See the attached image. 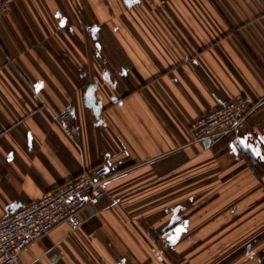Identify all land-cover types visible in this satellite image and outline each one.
I'll use <instances>...</instances> for the list:
<instances>
[{
	"label": "crops",
	"instance_id": "crops-1",
	"mask_svg": "<svg viewBox=\"0 0 264 264\" xmlns=\"http://www.w3.org/2000/svg\"><path fill=\"white\" fill-rule=\"evenodd\" d=\"M237 96L259 104L243 131L190 141ZM100 164L106 195L21 264H264L231 259L264 234V0L12 1L0 217Z\"/></svg>",
	"mask_w": 264,
	"mask_h": 264
},
{
	"label": "built area",
	"instance_id": "built-area-1",
	"mask_svg": "<svg viewBox=\"0 0 264 264\" xmlns=\"http://www.w3.org/2000/svg\"><path fill=\"white\" fill-rule=\"evenodd\" d=\"M12 1L0 0V19L7 15ZM258 105L243 96L221 101L190 122V141L211 142L238 134ZM109 178L108 166L100 164L29 203L9 206L0 217V264H21L23 250L60 224L77 227L82 211L106 195Z\"/></svg>",
	"mask_w": 264,
	"mask_h": 264
},
{
	"label": "rangeland",
	"instance_id": "rangeland-1",
	"mask_svg": "<svg viewBox=\"0 0 264 264\" xmlns=\"http://www.w3.org/2000/svg\"><path fill=\"white\" fill-rule=\"evenodd\" d=\"M262 224H263L262 226L264 227V222ZM236 246H237V249L235 250L231 258L233 261L240 260V259L242 260L245 257V252L248 251L251 247L254 248V250H259L261 247H263L264 246V234L257 236L255 243H253L252 245H248L247 247L240 246V243L236 240Z\"/></svg>",
	"mask_w": 264,
	"mask_h": 264
},
{
	"label": "water",
	"instance_id": "water-1",
	"mask_svg": "<svg viewBox=\"0 0 264 264\" xmlns=\"http://www.w3.org/2000/svg\"><path fill=\"white\" fill-rule=\"evenodd\" d=\"M204 143L206 144V143H209V141L207 140V141H204Z\"/></svg>",
	"mask_w": 264,
	"mask_h": 264
},
{
	"label": "flooded vegetation",
	"instance_id": "flooded-vegetation-1",
	"mask_svg": "<svg viewBox=\"0 0 264 264\" xmlns=\"http://www.w3.org/2000/svg\"><path fill=\"white\" fill-rule=\"evenodd\" d=\"M255 241H256V239L251 244L255 243Z\"/></svg>",
	"mask_w": 264,
	"mask_h": 264
}]
</instances>
